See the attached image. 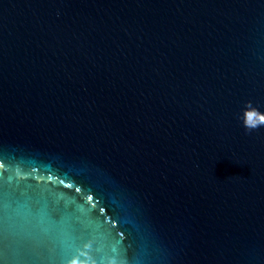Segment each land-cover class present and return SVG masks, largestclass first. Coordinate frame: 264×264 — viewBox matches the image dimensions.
<instances>
[{
	"label": "water",
	"instance_id": "obj_1",
	"mask_svg": "<svg viewBox=\"0 0 264 264\" xmlns=\"http://www.w3.org/2000/svg\"><path fill=\"white\" fill-rule=\"evenodd\" d=\"M264 0H0V264H264Z\"/></svg>",
	"mask_w": 264,
	"mask_h": 264
},
{
	"label": "clouds",
	"instance_id": "obj_2",
	"mask_svg": "<svg viewBox=\"0 0 264 264\" xmlns=\"http://www.w3.org/2000/svg\"><path fill=\"white\" fill-rule=\"evenodd\" d=\"M238 118L247 130H254L258 127L264 126V113H261L254 108L251 105V102H246L245 107ZM72 264H76V262L73 261Z\"/></svg>",
	"mask_w": 264,
	"mask_h": 264
}]
</instances>
